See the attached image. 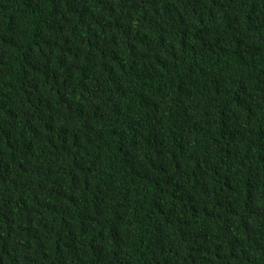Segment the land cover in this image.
Wrapping results in <instances>:
<instances>
[{"label":"trees","instance_id":"trees-1","mask_svg":"<svg viewBox=\"0 0 264 264\" xmlns=\"http://www.w3.org/2000/svg\"><path fill=\"white\" fill-rule=\"evenodd\" d=\"M0 264H264V0H0Z\"/></svg>","mask_w":264,"mask_h":264}]
</instances>
